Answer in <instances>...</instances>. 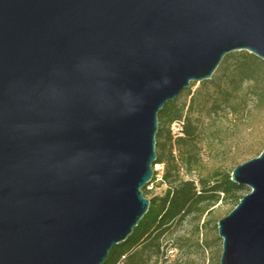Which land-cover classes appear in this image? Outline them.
<instances>
[{"label":"water","instance_id":"water-1","mask_svg":"<svg viewBox=\"0 0 264 264\" xmlns=\"http://www.w3.org/2000/svg\"><path fill=\"white\" fill-rule=\"evenodd\" d=\"M264 60V0H0V264H101L149 206L157 113L222 57ZM217 220L264 264V148Z\"/></svg>","mask_w":264,"mask_h":264},{"label":"trees","instance_id":"trees-1","mask_svg":"<svg viewBox=\"0 0 264 264\" xmlns=\"http://www.w3.org/2000/svg\"><path fill=\"white\" fill-rule=\"evenodd\" d=\"M204 82L212 89L197 91L200 96L195 105L194 94L186 108L184 104H178L177 96L165 102L158 111L154 163L163 165L160 179L166 188L161 195L149 197V183L142 188L143 195L149 199L146 213L123 242L112 246L101 264H146L149 255L158 251V238L171 222L199 211L201 214L202 204L215 203L222 198L231 199L236 205L242 197L238 192L245 187L230 180L229 173L215 170L208 178H199L195 182L182 178L179 169L184 165L191 170L200 160L199 142L202 139L198 118L202 109L208 105L216 112L227 106L234 111L236 107L230 101L233 94L242 89H250L248 92L254 93L258 101L264 98V60L246 50L229 52ZM182 92L188 95L189 88H183L179 94ZM175 121H181L177 133L171 130ZM156 174L153 170L150 183Z\"/></svg>","mask_w":264,"mask_h":264},{"label":"rangeland","instance_id":"rangeland-1","mask_svg":"<svg viewBox=\"0 0 264 264\" xmlns=\"http://www.w3.org/2000/svg\"><path fill=\"white\" fill-rule=\"evenodd\" d=\"M186 88H189L188 95L186 92L177 94L178 104H184L185 108L192 94L195 105L200 96L197 91L212 89L203 80L191 81ZM249 90L242 89L233 94L230 102L236 107L234 111L227 106L216 112L208 105L202 109L198 118L202 139L199 142L200 160L191 170L182 165L179 169L182 178L197 182L199 178H208L215 170L230 175L236 165L259 155L264 148V98L258 101ZM153 170L157 174L149 183L151 189L147 197L161 195L166 188L160 179L163 165L155 164ZM244 187L239 195L249 192L250 189ZM234 206L231 199L221 198L215 203L202 204L201 214L199 211L171 222L158 238V251L149 255L146 264H219L222 239L218 236L216 222Z\"/></svg>","mask_w":264,"mask_h":264},{"label":"built area","instance_id":"built-area-1","mask_svg":"<svg viewBox=\"0 0 264 264\" xmlns=\"http://www.w3.org/2000/svg\"><path fill=\"white\" fill-rule=\"evenodd\" d=\"M181 129V121H175L171 125V130L173 133L179 132Z\"/></svg>","mask_w":264,"mask_h":264}]
</instances>
